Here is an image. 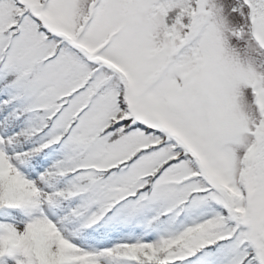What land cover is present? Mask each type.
Instances as JSON below:
<instances>
[{
	"label": "snow or ice",
	"instance_id": "1",
	"mask_svg": "<svg viewBox=\"0 0 264 264\" xmlns=\"http://www.w3.org/2000/svg\"><path fill=\"white\" fill-rule=\"evenodd\" d=\"M0 264H264V0H0Z\"/></svg>",
	"mask_w": 264,
	"mask_h": 264
}]
</instances>
